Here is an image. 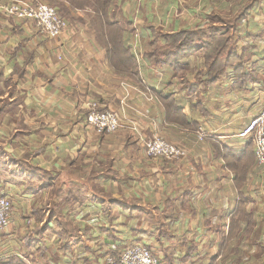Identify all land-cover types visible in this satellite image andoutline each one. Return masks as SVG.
Wrapping results in <instances>:
<instances>
[{
    "label": "crops",
    "instance_id": "obj_1",
    "mask_svg": "<svg viewBox=\"0 0 264 264\" xmlns=\"http://www.w3.org/2000/svg\"><path fill=\"white\" fill-rule=\"evenodd\" d=\"M34 1L0 0V195L13 203L0 264H102L135 243L160 264H264V170L242 135L264 109V25L213 22L253 15V0H57L59 39L3 9ZM218 36L233 50L213 72ZM90 101L187 156L97 132Z\"/></svg>",
    "mask_w": 264,
    "mask_h": 264
},
{
    "label": "built area",
    "instance_id": "obj_2",
    "mask_svg": "<svg viewBox=\"0 0 264 264\" xmlns=\"http://www.w3.org/2000/svg\"><path fill=\"white\" fill-rule=\"evenodd\" d=\"M8 16L20 20L32 21L41 34L51 39H59L69 28V22L60 15L58 9L41 1L33 3H12L4 7ZM86 116L88 126L103 133H115L129 130L142 142L145 153L150 158L184 159L187 150L170 142L157 133L146 137L142 134L137 120L126 122L124 112L113 109H102L97 101L87 103ZM243 136H250L255 145V155L258 164L264 168V109L258 113L245 131ZM204 135L201 134V138ZM13 203L9 196L0 195V234L6 233L12 225ZM106 264H160L159 256L147 245H130L118 255L108 254Z\"/></svg>",
    "mask_w": 264,
    "mask_h": 264
},
{
    "label": "rangeland",
    "instance_id": "obj_3",
    "mask_svg": "<svg viewBox=\"0 0 264 264\" xmlns=\"http://www.w3.org/2000/svg\"><path fill=\"white\" fill-rule=\"evenodd\" d=\"M37 1H41V2H44V3H47V4H49V5H51V6H53V7H56L55 5V2H52L51 0H37ZM250 3H252L253 4V9H252V11H253V15H248V16H244V17H242L241 19H239V21H237V17L236 16H233L232 18L231 17H229L230 19L229 20H226L225 19V17H221V19L222 20H224L225 19V22L226 23H228V24H235V23H237V22H242V23H249V24H252L253 22H254V24H256V23H260V24H262V25H264V0H253V1H251ZM249 4V1L248 0H231V2H230V4L229 5H231L233 8H239V7H242V5H243V7L244 6H246V5H248ZM228 7H230V6H228ZM57 8V7H56ZM60 13V12H59ZM60 15L61 16H63L61 13H60ZM64 17V16H63ZM65 18V17H64ZM228 19V18H227ZM242 20V21H241ZM230 34V33H229ZM243 44V43H242ZM218 46V48H222L223 47V45H217ZM226 49H225V53L227 52V51H229L230 49H232L231 47V44H228V45H226ZM244 47H246V46H244ZM233 50V49H232ZM246 50H248V49H243V53L246 51ZM205 53H208L210 56H213L214 57V55L216 54V53H214V50L212 49V48H210V49H208V50H206V52ZM243 53H241V55L243 54ZM244 56L247 58V57H249V55L247 54V53H245L244 54ZM248 59V58H247ZM247 128V127H246ZM245 128V129H246ZM245 129H244V131H245ZM243 131V132H244ZM104 134V133H103ZM145 150V149H144ZM152 159H162V158H152ZM261 168H263L261 165H259ZM263 170H264V168H263ZM9 231V230H8ZM7 231V232H8ZM1 235V234H0ZM7 243H10V239H8V241H6ZM136 245H139L140 243H135ZM135 244H133V245H135ZM141 245H143V244H141ZM130 247V246H129ZM113 255H116V254H113ZM106 257L107 256H105L104 257V259H103V263L102 264H106Z\"/></svg>",
    "mask_w": 264,
    "mask_h": 264
},
{
    "label": "trees",
    "instance_id": "obj_4",
    "mask_svg": "<svg viewBox=\"0 0 264 264\" xmlns=\"http://www.w3.org/2000/svg\"><path fill=\"white\" fill-rule=\"evenodd\" d=\"M52 2H55V4L57 3V0H51ZM250 7V4H248V5H246L244 8H249ZM239 18V16H237V18L236 19H238ZM213 22H216V23H224L225 22V20H222L221 19V17H219V16H216V17H213ZM106 24H108V25H110L111 26V24L108 22V21H106L105 22ZM213 34V36H216V35H218V33H212ZM216 39H217V41H216V45H223V42L220 44V42L221 41H218V39H220L221 38V40L222 41H224V40H227L228 41V38L227 37H225V36H222V37H220V36H218V37H215ZM169 42L171 43L172 41H173V39L174 40H180L179 42H181L182 44H188L189 42H191L190 40H191V37L190 36H185V34H182V36H169ZM223 48H225L226 49V47L225 46H223L222 48H218V46H214L212 49L214 50V53H216L214 56H215V60H214V62H211V64H209V67H210V69L214 72V71H216V72H218V71H220V69H221V67H222V65L224 64V57H223V55H224V51H225V49H223ZM118 49L119 48H116V51H118ZM186 49H183V51H185ZM180 54H182V51H180ZM169 55H170V51H169ZM175 55H178L179 56V54H177V53H175L174 54V56ZM207 55H209L208 53H207ZM169 58H172L171 57V55L170 56H168ZM209 57H212L213 58V56H210L209 55ZM221 57V59H222V62H220V60H219V58Z\"/></svg>",
    "mask_w": 264,
    "mask_h": 264
}]
</instances>
